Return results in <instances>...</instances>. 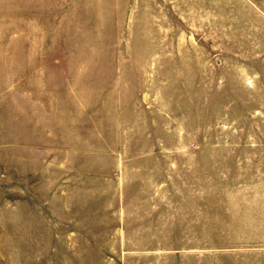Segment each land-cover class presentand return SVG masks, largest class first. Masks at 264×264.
Masks as SVG:
<instances>
[{
  "label": "rangeland",
  "instance_id": "1",
  "mask_svg": "<svg viewBox=\"0 0 264 264\" xmlns=\"http://www.w3.org/2000/svg\"><path fill=\"white\" fill-rule=\"evenodd\" d=\"M0 264H264V0H0Z\"/></svg>",
  "mask_w": 264,
  "mask_h": 264
}]
</instances>
